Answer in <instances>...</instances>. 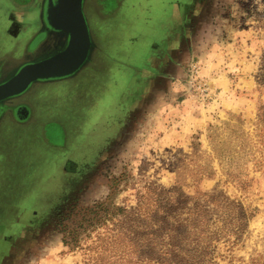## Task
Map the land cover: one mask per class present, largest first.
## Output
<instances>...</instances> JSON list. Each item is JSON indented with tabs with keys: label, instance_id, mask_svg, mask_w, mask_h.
<instances>
[{
	"label": "rangeland",
	"instance_id": "obj_1",
	"mask_svg": "<svg viewBox=\"0 0 264 264\" xmlns=\"http://www.w3.org/2000/svg\"><path fill=\"white\" fill-rule=\"evenodd\" d=\"M39 6L0 0V62L20 57ZM84 12L91 64L35 86L25 126L0 123V264H120L104 240L138 201L136 225L157 210L186 226L185 254L161 264H264V0Z\"/></svg>",
	"mask_w": 264,
	"mask_h": 264
},
{
	"label": "water",
	"instance_id": "obj_2",
	"mask_svg": "<svg viewBox=\"0 0 264 264\" xmlns=\"http://www.w3.org/2000/svg\"><path fill=\"white\" fill-rule=\"evenodd\" d=\"M85 0H41L38 31L24 55L0 62V118L35 86L74 78L93 60L96 49L84 12Z\"/></svg>",
	"mask_w": 264,
	"mask_h": 264
},
{
	"label": "trees",
	"instance_id": "obj_3",
	"mask_svg": "<svg viewBox=\"0 0 264 264\" xmlns=\"http://www.w3.org/2000/svg\"><path fill=\"white\" fill-rule=\"evenodd\" d=\"M261 111L262 114H264V108H262ZM157 197L158 196L155 197L156 202L158 201L161 203L162 200L157 199ZM107 209L108 208L105 207L104 204H96L94 207H92L90 212H92L94 215V220H97V211L105 212ZM145 209L146 207L143 208V204L138 201L134 212H131V214L127 213L126 219L131 217L126 220L128 224H126L125 221L124 224L122 222L116 221L117 224L121 225L117 230L115 229V233L114 230H110L109 234L105 237L104 241H106L107 244L103 251L107 252L108 254H112V257L115 259H119L120 264H161L164 261L163 257H166V255L169 254L171 255L174 253L175 249L179 251V254H185L184 242L187 236L186 226H183L177 220L173 221L176 223V226H171L169 220L165 216L156 214L157 210L153 211L156 217H151L153 222L151 227L146 220L147 217L143 218L142 221H139L140 224L136 225V221L135 219H132V215H135L133 218L142 217L141 212ZM122 225H124V227ZM149 230H151L150 233L153 235V237L158 239L157 241L159 244L157 247L155 244L143 247L142 243L138 242L137 240V236L139 234ZM165 239H167L168 248L163 249L162 246ZM95 255L97 258H104L102 255L97 253V251L95 252ZM97 258L94 260V264H101L97 261Z\"/></svg>",
	"mask_w": 264,
	"mask_h": 264
},
{
	"label": "flooded vegetation",
	"instance_id": "obj_4",
	"mask_svg": "<svg viewBox=\"0 0 264 264\" xmlns=\"http://www.w3.org/2000/svg\"><path fill=\"white\" fill-rule=\"evenodd\" d=\"M41 1V0H40ZM85 3H86V0H85ZM109 4V3H108ZM85 5V4H84ZM40 7V6H39ZM40 25V24H39ZM40 27V26H39ZM39 29V28H38ZM38 29H37V31H38ZM91 32V31H90ZM36 33V32H35ZM34 33V34H35ZM33 34V35H34ZM92 34V33H91ZM32 35V36H33ZM32 36L30 37V38H28L27 39V41H26V43H25V45H24V47H23V49L21 50V52H20V57L19 58H17V59H9V60H5V61H2V62H6V63H12L13 61H17V60H19L20 58H22L23 57V55H24V52H25V49H26V46H27V44H28V42L30 41V39L32 38ZM92 38H93V41H94V44H95V46H96V40H95V37H94V35L92 34ZM96 49H97V46H96ZM96 49H95V51H96ZM95 51H94V53H95ZM93 56H94V54H93ZM93 61V60H92ZM91 64V63H90ZM89 64V65H90ZM88 65V66H89ZM87 67V66H86ZM86 67L84 68V69H86ZM83 69V70H84ZM82 70V71H83ZM81 71V72H82ZM80 72V73H81ZM80 73H78L74 78H76ZM74 78H72V79H74ZM69 80H71V79H69ZM63 82V81H62ZM29 93H27L26 95H24L23 97H21L19 100H17V101H13V102H9L8 103V105L9 106H12V108L14 109V110H18V112H17V117L15 116V112H13L12 114H10V113H8V112H6L5 114H3V116L0 118V123H1V121H3V120H9V121H11V123L10 124H12L13 126H18V127H21V126H25V124H27L28 122H29V120H30V118H31V109H30V107L26 104V103H24L23 102V99L25 98V96H27Z\"/></svg>",
	"mask_w": 264,
	"mask_h": 264
},
{
	"label": "crops",
	"instance_id": "obj_5",
	"mask_svg": "<svg viewBox=\"0 0 264 264\" xmlns=\"http://www.w3.org/2000/svg\"><path fill=\"white\" fill-rule=\"evenodd\" d=\"M32 90H33V89H32ZM32 90H31V91H32ZM31 91H30V92H31Z\"/></svg>",
	"mask_w": 264,
	"mask_h": 264
}]
</instances>
